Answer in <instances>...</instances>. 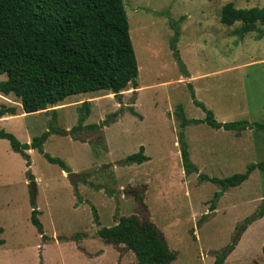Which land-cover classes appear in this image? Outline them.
<instances>
[{
    "label": "rangeland",
    "instance_id": "1",
    "mask_svg": "<svg viewBox=\"0 0 264 264\" xmlns=\"http://www.w3.org/2000/svg\"><path fill=\"white\" fill-rule=\"evenodd\" d=\"M123 1L139 66L138 88L129 85L120 99L112 91L76 94L29 114L17 97L0 92V108L16 107L23 114L0 126L22 143L42 135L51 123L67 131L76 127L84 101H90L84 125L110 118L98 131L87 128L48 138L44 151L70 171L37 149L28 151V166V159L8 139H0V264H137L124 244L108 243L98 234L100 228L116 224L115 216H143L126 193L131 187H146L148 217L178 253L172 264H214L236 227L259 210L264 173L256 169L240 186L224 192L215 212L198 225L220 187L201 181L196 172L186 174L178 142V106L186 118L204 119L206 112L192 98L194 90L218 122L264 123V35L255 30L241 36L234 32L241 22L227 26L220 20L229 2L251 8L264 7V0ZM171 21L180 28L175 47ZM5 79L0 76V81ZM185 136L191 161L210 177L243 173L249 164L264 160V130L238 132L191 123ZM141 146L150 160L123 164ZM71 172L86 177V182L79 181L76 189L68 177ZM30 175L35 177L34 204L46 239L31 222ZM263 245L264 216L241 234L225 264H264Z\"/></svg>",
    "mask_w": 264,
    "mask_h": 264
},
{
    "label": "trees",
    "instance_id": "2",
    "mask_svg": "<svg viewBox=\"0 0 264 264\" xmlns=\"http://www.w3.org/2000/svg\"><path fill=\"white\" fill-rule=\"evenodd\" d=\"M221 23L232 26L236 22L242 25L235 29L241 36L259 30L264 35V7L237 8L233 2L222 7ZM175 29L173 47L180 36L178 22L171 21ZM177 59L185 70L182 60ZM0 92L14 95L20 101L24 113L46 111L49 107L60 105L69 96L95 91H112L118 99L121 92L129 85L138 88L137 77L139 66L130 34L128 15L123 0H0ZM114 93V92H113ZM194 103L206 112L204 119H188L183 107L179 105L181 119L179 145L182 163L186 174L198 173L201 181H210L220 187L211 200L209 213L198 222L201 225L217 209V203L228 189L240 186L256 169L264 173V160L251 163L243 173L226 178L210 177L199 173L198 167L190 159L189 145L185 128L191 123H207L213 128L244 131L247 129L264 130V123L239 120L218 122L214 113L203 102L196 99L195 91L191 92ZM121 102V100H120ZM90 101L82 102L78 125L67 131L51 123L49 130L36 136L30 143H22L17 137L0 126V139H8L12 148L28 159L31 149H37L54 164H60L66 170L65 163L44 151V144L52 134L90 129L98 131L108 125L110 118L101 124L84 125L90 107ZM56 110V109H54ZM85 110V114L81 113ZM135 113L134 108H131ZM16 107L0 108V118L6 115H17ZM56 116V113H55ZM55 120V119H54ZM150 158L141 146L136 153L129 155L125 165L142 164ZM70 171V170H66ZM34 180V175L29 176ZM146 187H131L127 194L134 197L143 212V216L132 214L117 218L111 227L98 230L99 236L106 242L115 245L124 244L127 251H132L137 264H172L178 253L172 250L164 233L149 217L148 205L144 193ZM31 222L38 232L44 235V227L39 218L40 211L33 203ZM95 221H99L97 209L93 207ZM264 216V182L263 199L257 213L247 217L236 227L232 241L216 254L214 264H225L228 256L235 250L241 234L255 221ZM3 228L0 227V234ZM82 235L78 234L77 237ZM4 240L0 239V245ZM264 253V245L262 246Z\"/></svg>",
    "mask_w": 264,
    "mask_h": 264
},
{
    "label": "water",
    "instance_id": "3",
    "mask_svg": "<svg viewBox=\"0 0 264 264\" xmlns=\"http://www.w3.org/2000/svg\"><path fill=\"white\" fill-rule=\"evenodd\" d=\"M113 92L115 94H118L119 90L115 89V90H113ZM68 177L71 179V181H72V183H73V185L75 186L76 189L78 188V184L77 183L79 181L86 182V177L79 176V175H77L74 172L68 173ZM31 191H32V200H33V203H35L36 195H37V185H36V181L35 180L31 181Z\"/></svg>",
    "mask_w": 264,
    "mask_h": 264
},
{
    "label": "crops",
    "instance_id": "4",
    "mask_svg": "<svg viewBox=\"0 0 264 264\" xmlns=\"http://www.w3.org/2000/svg\"><path fill=\"white\" fill-rule=\"evenodd\" d=\"M24 112V111H23ZM25 114V113H24ZM17 115H23V114H17ZM17 115H14V116H9V115H6V116H3L0 118V123L10 119V118H15ZM252 130V129H251Z\"/></svg>",
    "mask_w": 264,
    "mask_h": 264
}]
</instances>
